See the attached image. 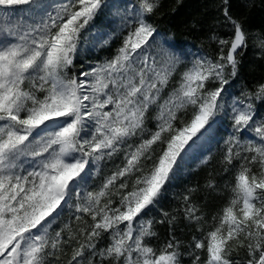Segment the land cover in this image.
Listing matches in <instances>:
<instances>
[{"label": "snow or ice", "instance_id": "obj_1", "mask_svg": "<svg viewBox=\"0 0 264 264\" xmlns=\"http://www.w3.org/2000/svg\"><path fill=\"white\" fill-rule=\"evenodd\" d=\"M159 6L0 0V264H59L69 247L68 264H181L185 255L190 264H264V80L239 95L228 90L250 42L264 57V30L253 33L220 0L213 28L224 35L209 37L215 57L189 59L152 22ZM113 9L119 47L76 70L96 19ZM221 115L231 127L223 156L230 180L207 184L219 188L211 224L206 230L204 213L185 196L197 235L153 245L157 221L148 213ZM114 157L121 163L89 185ZM66 209L72 217L60 225Z\"/></svg>", "mask_w": 264, "mask_h": 264}, {"label": "rangeland", "instance_id": "obj_2", "mask_svg": "<svg viewBox=\"0 0 264 264\" xmlns=\"http://www.w3.org/2000/svg\"><path fill=\"white\" fill-rule=\"evenodd\" d=\"M51 2L56 3L58 0H51ZM118 2L122 3L123 0H118ZM114 11L115 9L105 10V12L96 19V26L92 29L91 35L88 37V42L82 46L79 57L76 60V70L81 67V64L87 67L88 63L103 61L106 57L111 56L115 49L119 47L121 41V35L118 31L119 20L113 16ZM110 19L115 20L111 28L108 25V20ZM5 22V20H0V25ZM157 28L159 29V27ZM109 31H115L116 33L110 40L108 36L104 35L105 32ZM159 31L162 37L174 40L177 48L188 52L190 54L188 57L189 59L197 52L202 55L213 57H215L217 53L216 45L209 39L210 34L205 38L200 37L199 39H191L187 34L182 33H180L177 38L171 33L170 28H161ZM104 40H109V43L104 44ZM93 45H95V47H93ZM209 50H212V52H209ZM255 51H258V49L254 48V52ZM261 81L247 83L243 81V77L239 73V76L231 82L228 90L232 95H239L240 89L243 86L246 85L251 88ZM257 108L261 114H264V104L257 102ZM148 127L154 128V122H149ZM230 132L231 127L229 119L227 116L221 115L217 119L216 124L213 125L208 137L190 149L189 154L183 161L176 176L167 186L160 203L148 213L149 217H154L157 221L154 226V231L157 233V236L152 241L153 245H162L172 234H174L177 239L181 240L182 243L187 244L194 235H197V226L189 222L184 215L186 205L183 198L185 196H189L190 202L195 204L204 213L207 220V224L205 225L207 230V225L211 224V218L215 215L220 204L217 195L219 188L217 192H212L207 188V184L209 181H214L222 188L225 182L230 180V173L225 172L227 166L223 163L225 151L224 139L227 138ZM158 147L159 146H156L157 150ZM120 163L121 159L119 157H114L112 161L106 160L101 162V171L99 175H95L94 169V174L88 181V184L98 185L101 183L102 178L109 175L110 172L114 170L115 166ZM89 190H92V188L90 187ZM208 205L211 207H208ZM163 212L169 213L170 217H175V220L172 223L167 222L162 215ZM71 217L72 212L66 209L57 223L60 225L68 223ZM164 221H166V226L162 225ZM81 223L82 222H77L74 218L71 219L73 229L79 227ZM57 255L59 256V264H68L72 255V248H65L62 254L58 253ZM244 256L245 253L241 250L239 256L235 258L240 259L242 262ZM51 264H57V261L53 259ZM181 264H190V258L187 255L182 256Z\"/></svg>", "mask_w": 264, "mask_h": 264}, {"label": "trees", "instance_id": "obj_3", "mask_svg": "<svg viewBox=\"0 0 264 264\" xmlns=\"http://www.w3.org/2000/svg\"><path fill=\"white\" fill-rule=\"evenodd\" d=\"M230 2L233 15L242 18L246 27L253 33L264 30V0H230ZM219 3L220 0H161L152 21L159 29L170 28L171 33L177 38L180 33L187 34L191 39L205 38L212 31L224 35L222 28H213L219 15L216 9ZM240 74L247 83L264 79V57L260 56L259 51L254 52L251 42L243 54ZM162 225L166 226V221Z\"/></svg>", "mask_w": 264, "mask_h": 264}]
</instances>
